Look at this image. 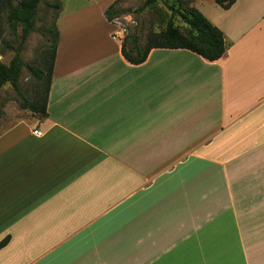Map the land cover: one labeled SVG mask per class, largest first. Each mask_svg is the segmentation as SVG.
Returning <instances> with one entry per match:
<instances>
[{
	"label": "crops",
	"instance_id": "1",
	"mask_svg": "<svg viewBox=\"0 0 264 264\" xmlns=\"http://www.w3.org/2000/svg\"><path fill=\"white\" fill-rule=\"evenodd\" d=\"M117 1L62 0L47 116L0 134V264H264V0H192L223 57L139 65Z\"/></svg>",
	"mask_w": 264,
	"mask_h": 264
},
{
	"label": "trees",
	"instance_id": "2",
	"mask_svg": "<svg viewBox=\"0 0 264 264\" xmlns=\"http://www.w3.org/2000/svg\"><path fill=\"white\" fill-rule=\"evenodd\" d=\"M161 0H145L137 10L142 12L147 8H153ZM216 4L224 9L230 8L236 0H214ZM42 0H0V44L5 43L6 27L15 35L19 36V44L11 47L14 56L9 64L0 61V88L9 83L21 97V107L39 115L40 118L47 116V102L53 74L55 54L59 39V32L56 26L58 14L62 9V0L47 4L54 11L51 28L43 31L42 35L47 37L49 52L44 57L42 66H34L25 63L21 57L24 45L30 33L36 31V16L39 4ZM117 1L106 10V17L109 21L118 18L122 10L117 8ZM170 14L165 27L159 32H149L146 41L142 44L140 30L135 27L131 32L128 30L122 42V54L131 64L143 63L149 52L155 48L187 49L206 60L216 61L223 57L228 49L224 32L214 25L196 7L186 4L183 0L169 5ZM180 24L176 23V20ZM20 31V32H19ZM53 34L50 37L49 34ZM48 34V36H47ZM27 69L35 78L36 91L32 98L26 97L19 85L23 69ZM44 84V85H43ZM2 111L0 109V117ZM7 243L4 239L0 246Z\"/></svg>",
	"mask_w": 264,
	"mask_h": 264
},
{
	"label": "rangeland",
	"instance_id": "3",
	"mask_svg": "<svg viewBox=\"0 0 264 264\" xmlns=\"http://www.w3.org/2000/svg\"><path fill=\"white\" fill-rule=\"evenodd\" d=\"M57 0H42L39 4L38 14L36 16V31L30 33L21 57L25 63L42 66L46 52H49V43L47 37L42 35L43 31H47L51 28L53 23L54 11L48 7L47 4L54 3ZM145 0H120L117 4V8L122 10V14L112 20L116 22L118 19L123 24L127 25L130 32L137 27L140 30L142 44L146 41V37L149 32H159L162 28L165 27L166 21L169 17L170 10L169 5L172 3H177L178 0H161L153 8H147L142 12L137 10L143 5ZM186 4L191 5L192 0H183ZM200 0H197V2ZM200 3V2H198ZM76 6L74 10L80 9L77 11L76 15L85 20V24H93V26H99L101 29L110 28L111 26L107 22L102 20H97L93 14L87 13V10H84L83 6ZM192 6V5H191ZM92 15L93 17H91ZM92 18L95 21L92 22ZM177 24H180L178 19L176 20ZM112 28V27H111ZM5 32V43L0 44V61L9 64L10 60L14 56V50L11 47H16L19 44V36L13 34L7 27ZM20 32V31H19ZM48 36V34H47ZM50 37H53V34H49ZM19 85L22 89L23 94L32 98L34 92L37 89L38 85L35 78L27 69H23L21 77L19 79ZM44 85V84H43ZM21 97L13 89V87L7 83L0 88V109L2 111V116L0 117V134L7 129L8 127L23 121L32 118H39V115L33 114L29 110H25L21 107Z\"/></svg>",
	"mask_w": 264,
	"mask_h": 264
},
{
	"label": "built area",
	"instance_id": "4",
	"mask_svg": "<svg viewBox=\"0 0 264 264\" xmlns=\"http://www.w3.org/2000/svg\"><path fill=\"white\" fill-rule=\"evenodd\" d=\"M115 24L118 25V28L116 31L112 33V38L116 41L123 42L125 36L128 33V27L127 25L120 22L118 19L116 20ZM34 134L37 136H41L42 133L39 130H34Z\"/></svg>",
	"mask_w": 264,
	"mask_h": 264
}]
</instances>
